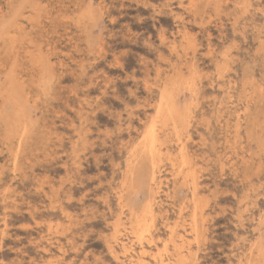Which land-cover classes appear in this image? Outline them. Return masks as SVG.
I'll return each instance as SVG.
<instances>
[{
    "label": "rangeland",
    "instance_id": "obj_1",
    "mask_svg": "<svg viewBox=\"0 0 264 264\" xmlns=\"http://www.w3.org/2000/svg\"><path fill=\"white\" fill-rule=\"evenodd\" d=\"M125 247L264 264V0H0V264Z\"/></svg>",
    "mask_w": 264,
    "mask_h": 264
},
{
    "label": "bare ground",
    "instance_id": "obj_2",
    "mask_svg": "<svg viewBox=\"0 0 264 264\" xmlns=\"http://www.w3.org/2000/svg\"><path fill=\"white\" fill-rule=\"evenodd\" d=\"M192 3V2H191ZM243 5V4H242ZM237 6V5H236ZM241 6V5H240ZM218 12V11H217ZM180 15V14H179ZM241 18V17H240ZM238 19V18H237ZM185 38V37H184ZM197 48V47H196ZM259 51V50H258ZM223 57V56H222ZM196 59V58H195ZM187 63V62H186ZM246 67V66H245ZM221 69V68H220ZM168 70V69H167ZM160 73V72H159ZM190 74V73H189ZM166 80V79H165ZM168 84V83H167ZM169 88V87H168ZM176 91H178V90H176ZM180 91V90H179ZM259 92V91H258ZM161 94V93H160ZM162 95V94H161ZM164 95V94H163ZM161 97H163V96H161ZM179 97V96H178ZM164 98V97H163ZM167 98V97H166ZM165 99V98H164ZM169 99V98H168ZM177 99V98H176ZM161 101H162V99H160ZM177 101V100H176ZM169 103V102H168ZM175 103V102H174ZM159 104V103H158ZM163 104V103H162ZM171 104V103H170ZM160 107H161V105H159ZM164 107V106H163ZM158 109L160 110V108L158 107ZM161 109H162V107H161ZM163 110V109H162ZM160 112V111H159ZM167 112V111H166ZM172 114V113H171ZM170 114V115H171ZM198 114V113H197ZM163 116V115H162ZM175 116V115H174ZM165 119V118H164ZM169 119V121H170V119L171 118H168ZM172 120V119H171ZM189 120V119H188ZM162 121H164V120H162ZM151 122V121H150ZM167 122V121H166ZM173 122V121H172ZM233 123V122H232ZM160 126V125H159ZM262 127V126H261ZM161 128V127H160ZM224 128V127H223ZM178 130V129H177ZM152 133H153V131H152ZM152 136V135H151ZM169 136V135H168ZM154 138V137H153ZM158 138V137H157ZM164 138V137H163ZM168 140V139H167ZM245 142V141H244ZM158 144V143H157ZM177 144V143H176ZM150 148V147H149ZM208 148V147H207ZM156 149V148H155ZM155 149H153V148H150L149 149V152L151 153V154H153L154 152H155ZM135 154V153H134ZM126 159V158H125ZM18 166V165H17ZM15 169V168H14ZM13 169V170H14ZM174 169V168H173ZM182 171V170H181ZM184 171V170H183ZM16 174V173H15ZM133 174V173H132ZM141 175V174H140ZM25 177V176H24ZM149 177V176H148ZM177 178V177H176ZM179 178V177H178ZM187 178V177H186ZM238 178V177H237ZM26 179V178H25ZM232 179V178H231ZM143 180V179H142ZM230 181V180H229ZM132 186V185H131ZM241 186V185H240ZM4 191V190H3ZM154 191V190H153ZM129 192V191H128ZM155 194V193H154ZM129 195V194H128ZM135 197V196H134ZM184 202V201H183ZM56 203V202H55ZM54 203V204H55ZM152 205V204H151ZM184 205V204H183ZM155 206V205H154ZM243 206V205H242ZM144 207V206H143ZM57 209V208H56ZM49 211H51V210H49ZM194 212V211H193ZM149 213V212H148ZM147 213V214H148ZM134 214V213H133ZM145 214H146V212H145ZM189 214V213H188ZM132 215V214H131ZM133 216V215H132ZM135 216V215H134ZM140 216V215H139ZM143 216V215H142ZM176 216V215H175ZM136 217V216H135ZM146 217H147V215H146ZM121 218V217H120ZM133 219V218H132ZM33 220V219H32ZM118 220H119V218H118ZM117 220V221H118ZM180 220V219H179ZM150 221V220H149ZM126 222V221H125ZM131 222V221H130ZM199 222V221H198ZM197 223V222H196ZM137 224V223H136ZM141 224V223H140ZM143 225V224H142ZM194 225V224H193ZM196 225V224H195ZM63 226V225H62ZM107 226V225H106ZM144 226H145V222H144ZM168 226V225H167ZM199 226H200V224H199ZM34 227V226H33ZM134 227V229H135V226H133ZM146 227V226H145ZM192 227H194V226H192ZM191 227V228H192ZM148 228V227H147ZM195 228V227H194ZM198 228V227H197ZM200 228V227H199ZM198 228V229H199ZM130 229H131V227H130ZM133 229V230H134ZM193 229V228H192ZM170 230V229H169ZM196 230V229H195ZM142 231V230H141ZM197 231V230H196ZM119 232V231H118ZM143 232V231H142ZM141 232V233H142ZM149 232H150V230H149ZM173 232V231H172ZM195 232V231H194ZM129 233H131V232H129ZM152 233V232H151ZM174 233V232H173ZM49 234V233H48ZM143 234V233H142ZM117 235V234H116ZM131 235V234H130ZM170 235V234H169ZM173 235H175V234H173ZM139 236V235H138ZM119 237L121 238V235H119ZM123 237V236H122ZM141 237V236H140ZM148 237V236H147ZM174 237V236H173ZM47 238V237H46ZM127 238V237H126ZM155 238V237H154ZM154 238H153V240H154ZM184 238V237H183ZM155 239H157V238H155ZM240 239V238H239ZM129 240V239H128ZM149 240H150V238H149ZM72 241V240H71ZM122 242V241H121ZM71 243V242H70ZM125 245V244H124ZM156 245V244H155ZM191 245V244H190ZM127 247V246H126ZM124 248L125 249V253H127V254H130V257H131V259L132 260H134L135 259V257H137L139 260H140V262L143 264V259L145 258V254H139V255H136L134 252H133V250H130L129 248ZM176 247H178V245L176 246ZM174 248V247H173ZM114 249V248H113ZM123 249V250H124ZM111 251V250H110ZM174 251V250H173ZM113 253V252H112ZM115 253V252H114ZM137 253V252H136ZM168 253H166V255H167ZM159 255V254H158ZM153 256H155V255H153ZM116 257V256H115ZM166 257V256H165ZM72 260V259H71ZM137 260V259H136ZM138 260V261H139ZM155 260H156V262L155 263H157V264H165V260H163L162 258H155ZM40 261V260H39ZM137 261V262H138ZM168 261V260H167ZM264 261V260H263ZM169 262V261H168ZM167 262V263H168ZM174 262V261H173ZM176 262V261H175ZM66 264V263H65ZM139 264V263H138ZM175 264V263H174Z\"/></svg>",
    "mask_w": 264,
    "mask_h": 264
}]
</instances>
